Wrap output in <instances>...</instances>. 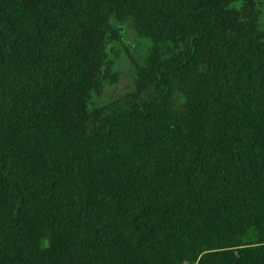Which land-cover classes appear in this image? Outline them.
Wrapping results in <instances>:
<instances>
[{
    "label": "trees",
    "instance_id": "16d2710c",
    "mask_svg": "<svg viewBox=\"0 0 264 264\" xmlns=\"http://www.w3.org/2000/svg\"><path fill=\"white\" fill-rule=\"evenodd\" d=\"M0 264H264V0H0Z\"/></svg>",
    "mask_w": 264,
    "mask_h": 264
},
{
    "label": "rangeland",
    "instance_id": "374dc122",
    "mask_svg": "<svg viewBox=\"0 0 264 264\" xmlns=\"http://www.w3.org/2000/svg\"><path fill=\"white\" fill-rule=\"evenodd\" d=\"M125 47L121 48L118 53L121 54L122 59L120 60L117 68L121 74V78L117 85L108 87L103 97L99 100L100 103H110L118 100L119 98L134 91V75L135 69L132 62L126 56V51L132 54V57L136 63H141L147 49V42L144 40H139L136 38L133 32L131 23L128 21L126 24V35L124 37ZM143 98H146L143 96ZM204 242L199 239L197 240V245L202 246Z\"/></svg>",
    "mask_w": 264,
    "mask_h": 264
}]
</instances>
